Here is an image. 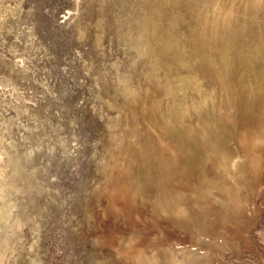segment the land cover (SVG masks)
<instances>
[{
  "label": "rangeland",
  "instance_id": "rangeland-1",
  "mask_svg": "<svg viewBox=\"0 0 264 264\" xmlns=\"http://www.w3.org/2000/svg\"><path fill=\"white\" fill-rule=\"evenodd\" d=\"M0 184V264H264V0H0Z\"/></svg>",
  "mask_w": 264,
  "mask_h": 264
},
{
  "label": "bare ground",
  "instance_id": "bare-ground-1",
  "mask_svg": "<svg viewBox=\"0 0 264 264\" xmlns=\"http://www.w3.org/2000/svg\"><path fill=\"white\" fill-rule=\"evenodd\" d=\"M2 176V175H1ZM3 177V176H2ZM4 178V177H3ZM6 181V180H5ZM7 185V183H6ZM6 185L0 184V199H5L8 196V188ZM10 189V188H9ZM8 190V191H7ZM13 198H14V194ZM8 198V197H7ZM6 200V199H5ZM8 201V200H7ZM9 203V202H8ZM15 204V203H14ZM10 207V206H9ZM8 207V208H9ZM12 207V206H11ZM17 207V206H16ZM15 207V208H16ZM14 208V209H15ZM12 212V211H11ZM17 218L15 217L14 220ZM17 222V220H16ZM16 227V226H15ZM14 228L13 220L9 218V213L6 209L1 208L0 210V246H4V242L7 239L6 236L10 233V230ZM15 230V229H14ZM4 248V247H3ZM2 253V251H1ZM1 256V255H0Z\"/></svg>",
  "mask_w": 264,
  "mask_h": 264
}]
</instances>
